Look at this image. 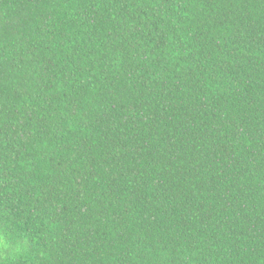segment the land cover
<instances>
[{
    "label": "trees",
    "instance_id": "trees-1",
    "mask_svg": "<svg viewBox=\"0 0 264 264\" xmlns=\"http://www.w3.org/2000/svg\"><path fill=\"white\" fill-rule=\"evenodd\" d=\"M0 264H264V0H0Z\"/></svg>",
    "mask_w": 264,
    "mask_h": 264
},
{
    "label": "clouds",
    "instance_id": "clouds-1",
    "mask_svg": "<svg viewBox=\"0 0 264 264\" xmlns=\"http://www.w3.org/2000/svg\"><path fill=\"white\" fill-rule=\"evenodd\" d=\"M23 247V243L15 242L7 234L0 233V251H6L11 254L12 252H19Z\"/></svg>",
    "mask_w": 264,
    "mask_h": 264
}]
</instances>
